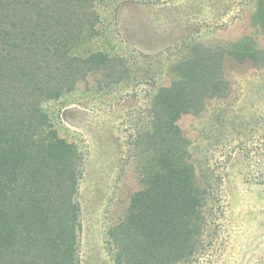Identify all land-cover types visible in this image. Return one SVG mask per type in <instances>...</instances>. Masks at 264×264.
I'll return each mask as SVG.
<instances>
[{"label":"trees","instance_id":"16d2710c","mask_svg":"<svg viewBox=\"0 0 264 264\" xmlns=\"http://www.w3.org/2000/svg\"><path fill=\"white\" fill-rule=\"evenodd\" d=\"M106 2L0 0V264H80L83 157L44 105L89 78L108 88L140 73L112 46ZM254 22L264 33V0H256ZM169 53L144 56L151 90L130 143L142 188L107 232L113 264H191L203 245L211 187L199 181L182 116L213 110L218 123L233 125L261 117L260 143L246 156L264 184V47L245 37L225 46L184 42ZM230 61L259 75L255 90L243 74L228 77ZM165 76L168 85L160 84Z\"/></svg>","mask_w":264,"mask_h":264},{"label":"rangeland","instance_id":"374dc122","mask_svg":"<svg viewBox=\"0 0 264 264\" xmlns=\"http://www.w3.org/2000/svg\"><path fill=\"white\" fill-rule=\"evenodd\" d=\"M105 5L102 20L112 46L140 73L108 88V82L89 78L66 98L44 105L59 135L83 157L77 194L80 264H113L107 232L126 216L131 196L142 188L130 143L151 90L142 74L144 56L167 60L169 50L184 42L225 46L245 37L264 47V33L254 22L256 0H107ZM226 72L232 81L240 74L254 80L247 84L252 91L260 84L247 66L230 61ZM170 80L165 76L160 84ZM213 113L188 114L177 122L191 143L199 181L211 187L208 226L191 264H264V184L253 154L246 156L260 143L261 117L248 125L241 119L234 127L224 117L218 123Z\"/></svg>","mask_w":264,"mask_h":264}]
</instances>
